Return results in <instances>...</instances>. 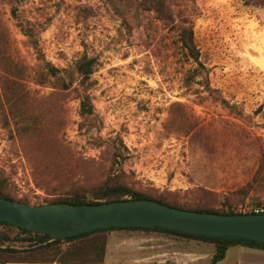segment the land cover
Returning <instances> with one entry per match:
<instances>
[{
	"label": "rangeland",
	"instance_id": "374dc122",
	"mask_svg": "<svg viewBox=\"0 0 264 264\" xmlns=\"http://www.w3.org/2000/svg\"><path fill=\"white\" fill-rule=\"evenodd\" d=\"M138 4L20 0L18 16L36 33L35 49L11 16L9 0H0V177L15 200L35 205L89 190L112 165L118 182L172 194L181 206L217 210L230 192L251 183L264 154V8L243 0H173L175 15L193 29L215 90L209 95L197 83L186 86L195 65L185 59L175 30ZM83 56L96 60L86 93L93 105L89 119L79 115L82 89L75 75L68 92L47 77L39 83L44 62L72 74ZM9 96L14 111L22 106L45 115L47 146L18 138ZM115 152L121 154L117 163ZM229 204L248 213L264 207V192L251 191L244 203L230 197ZM0 232L16 236L12 228ZM101 237L102 264H209L213 249L154 232ZM24 246L14 241L12 248L20 255ZM248 252L231 249L219 264H245Z\"/></svg>",
	"mask_w": 264,
	"mask_h": 264
},
{
	"label": "trees",
	"instance_id": "16d2710c",
	"mask_svg": "<svg viewBox=\"0 0 264 264\" xmlns=\"http://www.w3.org/2000/svg\"><path fill=\"white\" fill-rule=\"evenodd\" d=\"M243 1L246 5L264 8V0ZM9 3L11 6V16L18 22L23 35L29 39L32 47L37 49L38 41L31 24L24 20H20L18 16L20 0H9ZM138 3V6L142 11L152 13L156 20L175 30L177 41L184 52L185 59L195 65L187 73V77L184 80L186 86L190 87L192 84L197 83L203 89V92L209 93V95L215 92V90L210 88L206 75L207 70L199 60V52L194 43L193 29L187 18L175 15L173 10V0H138ZM95 67L96 60L88 58L87 56H83L75 64L72 74L67 70H59L49 63L44 62V75H42L44 80L39 83L41 85L46 84L44 81L46 79L45 77H47L55 82V88L58 91L68 92L73 88L75 82V80H73V75H75L79 81L78 86L82 89V93L79 95V115L83 119H89L93 116V105L90 96L86 93L93 85L92 75ZM7 102L10 106L13 121L17 127V136L23 141L22 143L26 145L30 144L31 141H36L41 145L47 146L48 143L45 142L46 137L43 134L44 123L46 120L45 115L34 116L22 106H20L19 109L16 108L14 111L11 96H9ZM221 103L225 107H229L227 101L221 100ZM53 144L56 146L57 140L53 142ZM112 157L113 163H117V161L121 159V154L115 152ZM113 167L114 166L112 165L104 181L97 187L89 190L76 189L71 192H66L54 201L43 202L41 204H35L34 206L60 203L75 206H92L127 200H147L184 211L230 216L253 214L250 213L251 211L243 214L235 212V208L229 204L230 197H240L241 201L244 203L246 197L251 191L264 192V154L260 158L258 168L251 183L230 192L228 194L229 197L224 198L221 208L217 210L200 206H181L172 194L157 195L133 190L116 180ZM7 188V180L0 177V199L29 205L26 202L15 200L7 192ZM255 205L257 206L259 204ZM0 227L12 228L16 231L15 238H10L0 232V264H4L5 258L7 259L9 257H12V264H102L103 259L101 254L104 253L105 242L101 236L118 231L129 233L154 232L170 237L211 245L213 249L209 264L221 263L225 259L226 253L235 248L264 251V245L247 240L233 238H206L160 228H113L79 235L65 240H54L50 236L35 234L8 223H0ZM14 241L27 243V246H24L26 251L18 255L19 253L15 252L14 248H12Z\"/></svg>",
	"mask_w": 264,
	"mask_h": 264
},
{
	"label": "water",
	"instance_id": "95a60500",
	"mask_svg": "<svg viewBox=\"0 0 264 264\" xmlns=\"http://www.w3.org/2000/svg\"><path fill=\"white\" fill-rule=\"evenodd\" d=\"M0 223L54 240L113 228H160L206 238H233L264 245V214L221 216L170 208L147 200L100 205H27L0 199Z\"/></svg>",
	"mask_w": 264,
	"mask_h": 264
},
{
	"label": "crops",
	"instance_id": "0c3cea01",
	"mask_svg": "<svg viewBox=\"0 0 264 264\" xmlns=\"http://www.w3.org/2000/svg\"><path fill=\"white\" fill-rule=\"evenodd\" d=\"M246 250L252 251V252H248L247 254H244L245 264H264V251L249 250V249H246Z\"/></svg>",
	"mask_w": 264,
	"mask_h": 264
},
{
	"label": "built area",
	"instance_id": "2783aa9c",
	"mask_svg": "<svg viewBox=\"0 0 264 264\" xmlns=\"http://www.w3.org/2000/svg\"><path fill=\"white\" fill-rule=\"evenodd\" d=\"M250 213H253V214H264V207L252 209Z\"/></svg>",
	"mask_w": 264,
	"mask_h": 264
}]
</instances>
